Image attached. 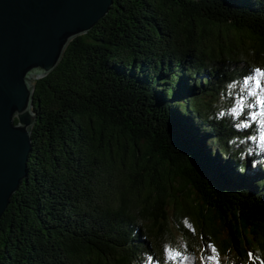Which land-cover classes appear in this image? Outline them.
<instances>
[{
	"label": "trees",
	"instance_id": "obj_1",
	"mask_svg": "<svg viewBox=\"0 0 264 264\" xmlns=\"http://www.w3.org/2000/svg\"><path fill=\"white\" fill-rule=\"evenodd\" d=\"M255 69L264 0H112L32 79L0 264H264V156L234 124Z\"/></svg>",
	"mask_w": 264,
	"mask_h": 264
},
{
	"label": "water",
	"instance_id": "obj_2",
	"mask_svg": "<svg viewBox=\"0 0 264 264\" xmlns=\"http://www.w3.org/2000/svg\"><path fill=\"white\" fill-rule=\"evenodd\" d=\"M112 0H0V216L26 173L35 119L32 79L51 70L67 42Z\"/></svg>",
	"mask_w": 264,
	"mask_h": 264
},
{
	"label": "rangeland",
	"instance_id": "obj_3",
	"mask_svg": "<svg viewBox=\"0 0 264 264\" xmlns=\"http://www.w3.org/2000/svg\"><path fill=\"white\" fill-rule=\"evenodd\" d=\"M254 76H255V79H252V77ZM249 80H250L249 84L239 83V84L233 85V88H236V92H238L239 96H241L244 93L248 94L249 92L252 93V95L253 93H255L253 97L256 100L253 105H248L247 111L244 114V118L237 119L234 124H237L236 126H240L241 123L245 124L249 120L252 119V128L254 130V135L252 136L251 141H249L248 143V149H254L255 151L259 152V155L264 156V77L258 76L254 71ZM256 80L261 81L259 87H257L256 85ZM222 92L228 93L227 87L224 88ZM222 92L220 90L219 95L221 97H224L222 95ZM256 98H258V100H260L261 103ZM221 100L225 101L224 98L219 97V101H218L219 107L223 106V102ZM229 105L231 107L230 111L232 112L231 118H235L236 117L235 113L238 111V108H234L232 101L230 102ZM240 149L244 150V146H241ZM169 225L170 227L174 226L172 221L169 222ZM171 231L175 232L174 230H171ZM213 249H215V251H213ZM195 254H196V259H199V261L195 262V264L197 263L198 264H226L227 263V262H224L227 260L224 259L223 254L219 251V249L214 244L207 246L205 248V251L203 250L201 255H199L196 252ZM181 263H182V260H179V264ZM145 264H155V263L146 260Z\"/></svg>",
	"mask_w": 264,
	"mask_h": 264
},
{
	"label": "snow or ice",
	"instance_id": "obj_4",
	"mask_svg": "<svg viewBox=\"0 0 264 264\" xmlns=\"http://www.w3.org/2000/svg\"><path fill=\"white\" fill-rule=\"evenodd\" d=\"M255 73H256L258 76H260V77H264V70H261V69H255ZM252 79H255V76L252 77ZM245 83L247 84L248 82L245 81ZM260 83H261L260 80H256V85H257V87H259ZM253 95H255V93H253ZM213 251H215V249H213ZM210 259H211V257H210Z\"/></svg>",
	"mask_w": 264,
	"mask_h": 264
}]
</instances>
